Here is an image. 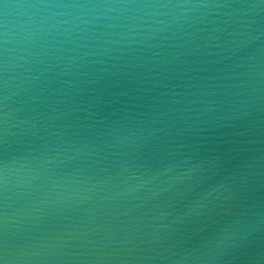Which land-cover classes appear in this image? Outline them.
Returning <instances> with one entry per match:
<instances>
[{
	"label": "water",
	"instance_id": "95a60500",
	"mask_svg": "<svg viewBox=\"0 0 264 264\" xmlns=\"http://www.w3.org/2000/svg\"><path fill=\"white\" fill-rule=\"evenodd\" d=\"M5 264H264V0H0Z\"/></svg>",
	"mask_w": 264,
	"mask_h": 264
},
{
	"label": "snow or ice",
	"instance_id": "6c2138e0",
	"mask_svg": "<svg viewBox=\"0 0 264 264\" xmlns=\"http://www.w3.org/2000/svg\"><path fill=\"white\" fill-rule=\"evenodd\" d=\"M0 264H5V261L0 259Z\"/></svg>",
	"mask_w": 264,
	"mask_h": 264
}]
</instances>
